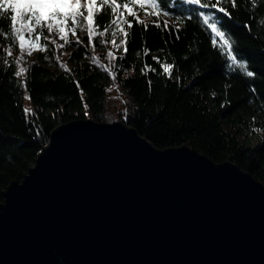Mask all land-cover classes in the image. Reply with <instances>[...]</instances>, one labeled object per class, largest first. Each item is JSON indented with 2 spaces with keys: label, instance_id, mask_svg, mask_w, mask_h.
Wrapping results in <instances>:
<instances>
[{
  "label": "water",
  "instance_id": "1",
  "mask_svg": "<svg viewBox=\"0 0 264 264\" xmlns=\"http://www.w3.org/2000/svg\"><path fill=\"white\" fill-rule=\"evenodd\" d=\"M0 202V264H264V184L122 122L53 128Z\"/></svg>",
  "mask_w": 264,
  "mask_h": 264
},
{
  "label": "trees",
  "instance_id": "2",
  "mask_svg": "<svg viewBox=\"0 0 264 264\" xmlns=\"http://www.w3.org/2000/svg\"><path fill=\"white\" fill-rule=\"evenodd\" d=\"M237 3L241 7L229 8L231 18L217 15L222 17V30L235 41L238 58L247 62L254 77L228 67L230 60L222 49L212 46L210 29L201 18L186 19L196 11L208 14L213 10L187 5L182 0H168V17H145L138 10L149 27L144 30L133 21L127 54L123 48L113 47L110 34L94 38L93 48L86 34L78 31L82 44L72 42L62 50L49 44L45 52L34 51L19 77L15 76L12 57L5 64L3 49L11 41L0 36V202L10 182L21 181L34 165L53 128L77 119L107 120L108 83L116 85L124 98L118 118L155 147L188 145L215 163L236 164L264 184V29L258 23L264 17V4L253 10L246 0ZM176 16L185 19L178 22ZM165 20L168 29H163ZM108 22L109 17L103 16L102 24ZM153 22L162 27L157 28ZM9 23L0 19V28L8 31ZM177 35L180 39H176ZM120 38L117 35V43ZM100 39L109 42L101 44ZM110 47L115 49L116 58L125 56L123 61L109 58L105 65L116 72L115 81L98 64H92L88 54L93 49L106 56ZM144 48L150 50L147 56ZM13 51L16 45L12 46ZM62 51L66 52V59L58 62L56 56ZM153 57L174 65L171 77L163 73ZM61 63L67 70L60 67ZM145 63L156 71L143 75L140 69ZM25 83L27 89L23 87ZM26 108L33 112L27 119Z\"/></svg>",
  "mask_w": 264,
  "mask_h": 264
},
{
  "label": "snow or ice",
  "instance_id": "3",
  "mask_svg": "<svg viewBox=\"0 0 264 264\" xmlns=\"http://www.w3.org/2000/svg\"><path fill=\"white\" fill-rule=\"evenodd\" d=\"M187 5H198L201 9H212L213 11L205 14L204 11L199 10L195 15H189L187 20L201 18L203 24L210 29V40L213 47H218L226 53L228 60H230L229 68L239 70L247 77H254L256 74L249 70L247 62L242 58H238L236 51L235 41L232 40L230 35L223 29V25L219 22L222 17H218V13L223 16H232L229 8L237 9L241 7L238 5L237 0H182ZM250 9H256L258 5L264 4V0H246ZM168 0H0V19H6L8 24V31L0 28V36L10 39L11 43L5 49V64L8 65L9 58L12 57V46L18 45L20 50V57L16 58L14 63L17 66L22 65L24 62V55H32L34 51L45 52L49 44L54 45L57 50H62L65 46L72 42L82 44L83 42L77 36V32L86 34L89 45L93 48L94 38H103L106 35H111V43L114 48L119 50L123 48L125 54L128 53V43L130 33L133 28V21L136 24L142 25L144 30L149 27L147 19H141L138 15V10L144 12L145 17L153 16L159 18L161 14L168 17L169 11ZM109 17L107 24H102L103 16ZM250 15L255 16L257 13L250 12ZM131 17L132 20H129ZM185 18L176 16L178 22H182ZM155 23V22H153ZM262 29H264V17L258 21ZM126 26V27H125ZM157 28H161L160 23H155ZM246 28L248 24L244 25ZM168 22H163V29H168ZM47 35H44V32ZM179 32V28H176ZM117 35H120L119 43L116 42ZM43 36L44 43H41ZM176 39H180L177 35ZM62 41L63 43H58ZM101 44H106L109 41L105 39L98 40ZM87 47V46H86ZM149 49L144 48V55L149 54ZM139 55V53H138ZM107 57L110 59H119L123 61L125 56L116 58L112 50L107 52ZM45 59H48L45 56ZM59 61V56L56 57ZM153 60L163 69V73L169 77L172 76L174 65L171 63H162L159 57H153ZM92 64H98L99 67L112 76L113 81L116 79V72L111 67H106L99 64L97 57H92ZM10 66V65H9ZM61 68L66 69V65L60 64ZM67 70V69H66ZM26 69L22 66L15 72V76H21ZM143 75H147V71L155 72L156 69L145 63L144 67L140 69ZM79 88V82H76ZM115 86V85H114ZM152 82L149 80V88ZM27 89V84L23 85ZM111 91V89H108ZM255 92V89H253ZM82 94V90H81ZM31 99L30 96L26 97ZM86 107V106H85ZM26 119L33 115L31 109H24ZM127 117V111L124 113ZM255 119V118H254ZM40 135V131H37Z\"/></svg>",
  "mask_w": 264,
  "mask_h": 264
},
{
  "label": "rangeland",
  "instance_id": "4",
  "mask_svg": "<svg viewBox=\"0 0 264 264\" xmlns=\"http://www.w3.org/2000/svg\"><path fill=\"white\" fill-rule=\"evenodd\" d=\"M58 43H63L62 41H58ZM108 51L112 50L113 53L115 54V49H113V47L107 48ZM107 51V52H108ZM90 58L92 59L93 56L97 57L99 62L103 65H107V63L109 62V58L106 56H100L95 50L90 49L88 51ZM20 50L18 45H16V51L12 52V58L15 61L16 58L20 57ZM59 56V61L58 62H64L66 59V52L62 51L58 54ZM57 57V56H56ZM29 60V55L25 54L24 55V62L22 63V67H24L27 63V61ZM15 65V70L18 71V68L20 66ZM108 89H111V91H108ZM124 108V98L122 95H120V92L118 91V89L116 88V85L114 86L113 83H108L107 87H106V119L105 121L110 122V121H117L120 120L118 118V114L119 111Z\"/></svg>",
  "mask_w": 264,
  "mask_h": 264
}]
</instances>
